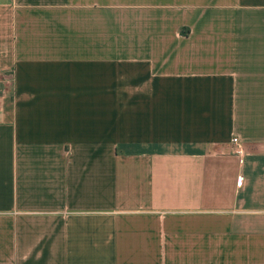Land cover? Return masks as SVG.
Listing matches in <instances>:
<instances>
[{"label": "crops", "instance_id": "obj_1", "mask_svg": "<svg viewBox=\"0 0 264 264\" xmlns=\"http://www.w3.org/2000/svg\"><path fill=\"white\" fill-rule=\"evenodd\" d=\"M0 73V264H264V0H0Z\"/></svg>", "mask_w": 264, "mask_h": 264}, {"label": "built area", "instance_id": "obj_2", "mask_svg": "<svg viewBox=\"0 0 264 264\" xmlns=\"http://www.w3.org/2000/svg\"><path fill=\"white\" fill-rule=\"evenodd\" d=\"M5 81L8 82V79H4L0 73V82ZM231 142L233 144V151L235 154L237 155H241L243 153V148H242V143L240 142V140L237 137H232Z\"/></svg>", "mask_w": 264, "mask_h": 264}]
</instances>
